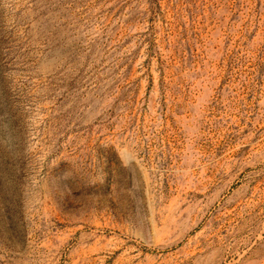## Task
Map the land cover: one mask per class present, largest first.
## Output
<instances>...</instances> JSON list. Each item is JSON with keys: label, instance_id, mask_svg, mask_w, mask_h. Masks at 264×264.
<instances>
[{"label": "rangeland", "instance_id": "1", "mask_svg": "<svg viewBox=\"0 0 264 264\" xmlns=\"http://www.w3.org/2000/svg\"><path fill=\"white\" fill-rule=\"evenodd\" d=\"M0 264H264V0H0Z\"/></svg>", "mask_w": 264, "mask_h": 264}]
</instances>
